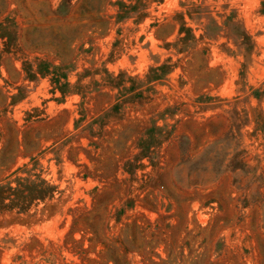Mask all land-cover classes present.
<instances>
[{
    "label": "rangeland",
    "instance_id": "374dc122",
    "mask_svg": "<svg viewBox=\"0 0 264 264\" xmlns=\"http://www.w3.org/2000/svg\"><path fill=\"white\" fill-rule=\"evenodd\" d=\"M0 185V264H264V0H0Z\"/></svg>",
    "mask_w": 264,
    "mask_h": 264
},
{
    "label": "trees",
    "instance_id": "16d2710c",
    "mask_svg": "<svg viewBox=\"0 0 264 264\" xmlns=\"http://www.w3.org/2000/svg\"><path fill=\"white\" fill-rule=\"evenodd\" d=\"M7 189H10V186H3V185H0V196L2 195V193H4ZM41 192V190H40ZM1 197H5V196H1ZM40 197L43 198L44 197V193H40Z\"/></svg>",
    "mask_w": 264,
    "mask_h": 264
}]
</instances>
